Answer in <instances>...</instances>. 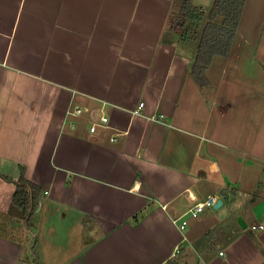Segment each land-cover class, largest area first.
<instances>
[{
    "label": "crops",
    "instance_id": "1",
    "mask_svg": "<svg viewBox=\"0 0 264 264\" xmlns=\"http://www.w3.org/2000/svg\"><path fill=\"white\" fill-rule=\"evenodd\" d=\"M181 6L0 0V264H264V90L226 77L264 57L235 59V35L202 88ZM23 169L43 189L28 230L8 215Z\"/></svg>",
    "mask_w": 264,
    "mask_h": 264
},
{
    "label": "trees",
    "instance_id": "2",
    "mask_svg": "<svg viewBox=\"0 0 264 264\" xmlns=\"http://www.w3.org/2000/svg\"><path fill=\"white\" fill-rule=\"evenodd\" d=\"M246 1L214 0L208 14V20L204 24L199 38H197V53L191 68L192 78L202 88L210 85L207 71L214 58L216 56L227 57L230 54ZM183 6V24L174 25L171 21L169 23L173 30L179 32L181 42L188 41L190 38L186 27L188 21L199 20L205 13L203 7L192 6L189 3ZM5 178L10 180L7 177ZM14 184L15 191L8 215L21 220L24 228L28 230L41 206L43 189L24 177V169L21 177ZM167 264H180V259L171 260Z\"/></svg>",
    "mask_w": 264,
    "mask_h": 264
},
{
    "label": "rangeland",
    "instance_id": "3",
    "mask_svg": "<svg viewBox=\"0 0 264 264\" xmlns=\"http://www.w3.org/2000/svg\"><path fill=\"white\" fill-rule=\"evenodd\" d=\"M181 1V9H179V11L173 12V14L171 15V23L175 24H183V19H182V14H183V5L186 3H189L190 5L194 6L197 2H201V4H203V8L205 9V13L203 16H201V18L199 20H189L188 24L186 25V27L188 28L187 34L190 36L188 41H185L182 43V45H195V49L198 46V39L204 24L207 22L208 20V14L212 8L213 2L214 0H193V1H188V0H180ZM247 2V1H246ZM245 9L243 11V15H242V20H241V24L237 29V33H236V41H235V49L237 52L241 51V55H235L234 54V58H244L246 57V55H244V52L242 49H245V51H247L248 53H255V49L259 48L262 51V55L264 57V0H248L247 4H245ZM200 23V24H199ZM200 25V26H198ZM182 28V27H181ZM263 38V41H262ZM196 43H195V42ZM187 46V47H188ZM257 56H259V52L257 54ZM215 58L218 59V61H224L223 57L221 56H216ZM214 58V59H215ZM264 61V59H262ZM232 61H236V60H232ZM230 62V64L228 65L227 69L229 71V73H227L226 77L227 79H229L230 81L228 82L227 87L230 88V92H241L242 91V87L240 85V82L238 79H233L231 80L230 78L232 77H243V78H254L256 77L255 80V84L256 87L257 85H262L263 90H264V71H261V76H258L257 72L255 73L253 68L249 65L243 64V62L241 63H234V62ZM214 69V68H213ZM211 78H214L215 80H217V78H219V73L217 72L216 69L211 70ZM258 79H261V82H259ZM260 83V84H259ZM254 85V82L252 83L251 87ZM206 88V87H205ZM252 89V88H251ZM236 94V93H235ZM238 117V116H237ZM248 121V118H245ZM239 117L236 118V120H232L229 123V126L235 125L237 126ZM242 120V119H240ZM244 121V120H243ZM242 121V122H243ZM241 122V121H239ZM241 124V123H240ZM29 233V232H28ZM29 235H31V233H29ZM31 243L35 244V239H30ZM28 255H30V260L34 259V256L31 255L30 252H28Z\"/></svg>",
    "mask_w": 264,
    "mask_h": 264
},
{
    "label": "built area",
    "instance_id": "4",
    "mask_svg": "<svg viewBox=\"0 0 264 264\" xmlns=\"http://www.w3.org/2000/svg\"><path fill=\"white\" fill-rule=\"evenodd\" d=\"M141 106H143V103H141ZM141 110V108L138 109L137 113ZM77 113H81V109H78L77 110ZM155 118V117H153ZM156 119V118H155ZM100 123H107L109 121V118L107 116H101L100 119H99ZM99 125V122H94L92 125H91V128H90V131L91 132H95L97 130V127ZM115 138H113L114 140ZM215 203V200L213 198V200H207L203 203H197L193 208H191L189 210V214L192 216V217H197L199 215V213H201L205 207H208V206H211ZM176 223L179 224L180 226V229L185 232L186 231V227L188 225V221L187 219H184V217H182L180 220L177 219L175 220Z\"/></svg>",
    "mask_w": 264,
    "mask_h": 264
}]
</instances>
